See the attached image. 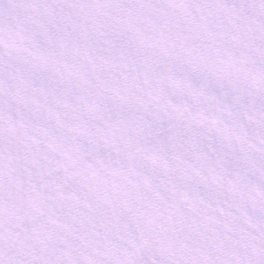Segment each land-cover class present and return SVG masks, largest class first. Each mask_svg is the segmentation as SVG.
<instances>
[{
  "label": "snow or ice",
  "instance_id": "obj_1",
  "mask_svg": "<svg viewBox=\"0 0 264 264\" xmlns=\"http://www.w3.org/2000/svg\"><path fill=\"white\" fill-rule=\"evenodd\" d=\"M0 264H264V0H0Z\"/></svg>",
  "mask_w": 264,
  "mask_h": 264
}]
</instances>
